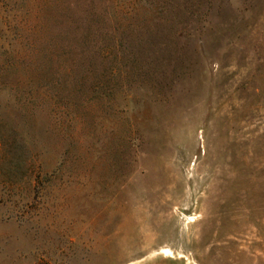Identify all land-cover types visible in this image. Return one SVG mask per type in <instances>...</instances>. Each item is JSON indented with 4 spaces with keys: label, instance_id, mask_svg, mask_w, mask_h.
Returning <instances> with one entry per match:
<instances>
[{
    "label": "rangeland",
    "instance_id": "374dc122",
    "mask_svg": "<svg viewBox=\"0 0 264 264\" xmlns=\"http://www.w3.org/2000/svg\"><path fill=\"white\" fill-rule=\"evenodd\" d=\"M179 258L264 264V0H0V264Z\"/></svg>",
    "mask_w": 264,
    "mask_h": 264
},
{
    "label": "bare ground",
    "instance_id": "6f19581e",
    "mask_svg": "<svg viewBox=\"0 0 264 264\" xmlns=\"http://www.w3.org/2000/svg\"><path fill=\"white\" fill-rule=\"evenodd\" d=\"M162 254L164 256H166V258L168 257V259H169V256H170L171 253L167 249V250H163ZM171 261L172 260H167V261L162 262L161 264H194L190 260H186V259L181 260L180 258L178 260L174 261V262L173 261L171 262Z\"/></svg>",
    "mask_w": 264,
    "mask_h": 264
}]
</instances>
